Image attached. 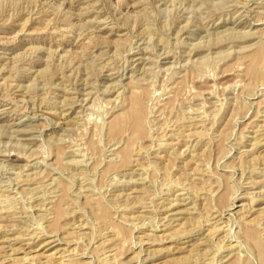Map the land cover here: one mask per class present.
I'll return each instance as SVG.
<instances>
[{"label": "rangeland", "instance_id": "rangeland-1", "mask_svg": "<svg viewBox=\"0 0 264 264\" xmlns=\"http://www.w3.org/2000/svg\"><path fill=\"white\" fill-rule=\"evenodd\" d=\"M263 132L264 0H0V264H258Z\"/></svg>", "mask_w": 264, "mask_h": 264}, {"label": "bare ground", "instance_id": "bare-ground-1", "mask_svg": "<svg viewBox=\"0 0 264 264\" xmlns=\"http://www.w3.org/2000/svg\"><path fill=\"white\" fill-rule=\"evenodd\" d=\"M231 9V8H230ZM229 9V10H230ZM236 11V10H235ZM240 24V23H239ZM220 25V24H219ZM252 25V24H251ZM210 26V25H209ZM192 37V36H191ZM140 47V46H139ZM142 49V48H141ZM133 54V53H132ZM162 55V54H161ZM143 56V55H142ZM160 58V57H159ZM257 59H259V58H257ZM260 60H262L263 61V59H260ZM138 61V60H137ZM141 62V61H140ZM124 76V75H123ZM106 78V77H105ZM75 90V89H74ZM73 99V98H72ZM56 101V100H55ZM74 101V100H73ZM140 99H135L134 100V102H133V105H135L136 107L137 106H139L140 105ZM71 107V106H70ZM31 111V110H30ZM60 111V110H59ZM196 112V111H195ZM38 113H39V111H38ZM86 115V114H85ZM62 116V115H61ZM60 116V117H61ZM62 117H64V116H62ZM31 118V117H30ZM46 118V117H45ZM137 118H139V115L137 116ZM48 119V118H47ZM56 122V121H55ZM13 124V123H12ZM54 124V123H53ZM52 125V124H51ZM55 126V125H54ZM138 127V126H137ZM264 133V132H263ZM39 134V133H38ZM184 134V133H183ZM256 134V133H255ZM13 136V135H12ZM184 136V135H183ZM263 136V135H262ZM261 136V137H262ZM184 137H186V136H184ZM188 137V136H187ZM189 137L190 138H193V135L191 136V135H189ZM260 137V138H261ZM264 137V136H263ZM183 138V137H182ZM198 138V137H197ZM9 139V138H8ZM195 140H197L196 138H194ZM183 140V139H182ZM248 140V139H247ZM262 140H263V138H262ZM256 142V141H255ZM263 142V141H262ZM6 143V142H5ZM264 144V143H263ZM157 145V144H156ZM28 146V145H27ZM252 146V145H251ZM8 148V147H7ZM8 150V149H7ZM110 152V151H109ZM26 154V153H25ZM115 155H116V153H114ZM1 156H7L8 157V159L7 160H9V161H11V158H9L10 157V154H3V155H0V157ZM18 156V155H17ZM7 157H5V158H7ZM19 157H20V155H19ZM18 157V158H19ZM1 158H3V157H1ZM26 158V157H25ZM2 161V160H1ZM5 161V160H4ZM76 162V161H75ZM10 163V162H9ZM38 162H27V164H26V166H33V165H35V164H37ZM73 163V162H72ZM2 165V164H1ZM9 169V168H8ZM138 171V170H137ZM137 171H132L133 172V174H134V177L135 176H139L140 175V172H137ZM2 172V171H1ZM41 173V172H40ZM8 176V175H7ZM30 179V178H29ZM34 179H35V177H34ZM115 179V178H114ZM123 179V178H122ZM52 180V179H51ZM144 181V180H143ZM1 182V181H0ZM11 182V181H10ZM8 183V182H7ZM51 183V182H50ZM38 184V183H37ZM39 185H40V183H39ZM49 185V184H48ZM2 186V185H1ZM18 186V185H17ZM41 186V185H40ZM46 187H48V186H46ZM55 187H57V186H55ZM59 187V186H58ZM51 188H52V186H51ZM34 189V188H33ZM50 189V188H49ZM58 189V188H57ZM38 190V189H37ZM52 190V189H51ZM54 190V189H53ZM56 190V189H55ZM54 190V191H55ZM60 190V189H59ZM58 190V191H59ZM88 190V189H87ZM39 191V190H38ZM46 191V190H45ZM90 191V190H89ZM92 191V190H91ZM53 192V191H52ZM48 193V192H47ZM58 193V192H57ZM50 194V193H49ZM45 195V194H44ZM54 195V194H53ZM35 196H37V195H35ZM39 197H40V195H38ZM57 196V195H56ZM50 197H51V195H50ZM49 197V198H50ZM38 198V197H37ZM34 199H36V198H34ZM51 199V198H50ZM60 199V198H59ZM3 200V199H2ZM52 200H53V198H52ZM36 201H37V199H36ZM186 201V200H185ZM0 203H2V202H0ZM44 205V204H43ZM169 205V207H166V209H163L162 211H173L174 212V208H175V206L174 205H170V204H168ZM232 205H234L233 204V202H232V204H230L227 208H225L224 209V211H223V215L221 214V216H220V219H222V217L223 218H226L225 217V215H227V216H232V215H235V214H230V212L228 213V211L229 210H231V206ZM177 206V205H176ZM33 207V206H32ZM34 208V207H33ZM47 208V207H46ZM8 209V208H7ZM181 209V208H180ZM176 211V210H175ZM188 211V210H187ZM255 211V210H254ZM12 212V211H11ZM170 213V212H168V214H169V216H171L172 217V215H175V214H178L177 212L176 213ZM180 214V213H179ZM163 216H165V215H163ZM181 216V215H180ZM8 218V217H7ZM15 219V218H14ZM164 219H165V221H164V223L162 224V226L163 227H166L167 226V222L169 223V222H174V221H176V220H178V218L177 219H175V218H169L168 217V215L167 216H165L164 217ZM9 220V219H8ZM224 220H226V222H227V219H224ZM263 221H264V219H263ZM11 223V222H10ZM225 223V221H223V223L220 221L219 222V226H221V224H223V231H224V228L227 226L226 225V223ZM261 223H262V221H261ZM260 223V221H259V223L258 224H261ZM159 224V223H158ZM4 225V224H3ZM14 226V225H13ZM170 226V225H169ZM15 227V226H14ZM155 227V226H154ZM175 227V226H174ZM261 226H259V228L258 229H260L259 231H253V230H251V229H248V230H246V232H245V237L249 240V242L252 244V246L255 248V251H256V253H257V256H258V260H259V263L258 264H264V227H261ZM161 228V227H160ZM222 228V227H221ZM6 229V228H5ZM16 230V229H15ZM35 233V232H34ZM47 234V233H46ZM203 234V233H202ZM223 234H225V232L223 233ZM2 236V235H1ZM38 236V235H37ZM228 236V235H227ZM226 236V238H225V240L227 239V241H228V243L229 244H227V245H224L223 244V249L222 248H220V249H222L221 251H223V255L222 256H220V260H219V264H246V263H244V262H241V261H239L238 259H235L233 262H229L230 261V259L232 258V256H234V254H236L237 252H236V250H238L239 251V248L240 247H238V245L235 243V244H232L231 243V241H232V239H230V238H228ZM231 236H232V234H231ZM192 236H184V237H180L181 239H185L182 243L184 244V246L182 247V248H187L188 246H190V249H188V250H191V251H189V252H191V255L193 254L194 256H198L199 255V253L201 252V249H198V246H201V244L199 243V244H197V245H192L191 244V238ZM18 238V237H17ZM60 238V237H59ZM58 238V239H59ZM17 240V239H16ZM201 240V239H200ZM238 241V240H237ZM7 242V241H6ZM52 242H55V241H48L47 242V240H46V243H45V246L46 245H48V244H51ZM189 243H190V245H189ZM12 244V243H11ZM9 245V244H8ZM26 245H28V244H26ZM4 246V245H3ZM21 246V245H20ZM192 246V247H191ZM11 247V246H10ZM9 247V248H10ZM25 247V246H24ZM181 247V246H180ZM179 247V248H180ZM181 248V249H182ZM242 248V247H241ZM240 248V249H241ZM6 249V248H5ZM176 249V248H175ZM12 250V252H14V251H16L15 249H11ZM31 250V249H30ZM177 250H178V247H177ZM57 251V250H56ZM221 251L219 252V253H221ZM215 252H217V251H215ZM234 252V253H233ZM213 254V253H212ZM215 254V253H214ZM217 254V253H216ZM222 254V253H221ZM220 254V255H221ZM5 255H7V254H5ZM14 255V254H13ZM61 255V254H60ZM81 255V254H80ZM247 255V254H246ZM12 256V255H11ZM194 256H193V261H192V263L191 264H200V262H199V258L197 259V257L194 259ZM209 256V255H208ZM215 256V255H214ZM213 256V257H214ZM237 256V255H236ZM4 257V256H3ZM2 257V258H3ZM241 257V256H240ZM71 258V257H70ZM252 258V257H251ZM5 259H6V257H5ZM74 259V258H73ZM72 259V260H73ZM244 259V258H243ZM253 259V258H252ZM28 260V259H27ZM190 260V259H189ZM200 260H202V259H200ZM241 260H242V258H241ZM3 261V260H2ZM25 261H26V259H25ZM62 261V260H61ZM216 261V260H215ZM256 261V260H255ZM217 262H218V260H217ZM17 263V262H16ZM179 264V263H178ZM183 264H189V263H186V261H185V263L183 262ZM217 264V263H216Z\"/></svg>", "mask_w": 264, "mask_h": 264}]
</instances>
